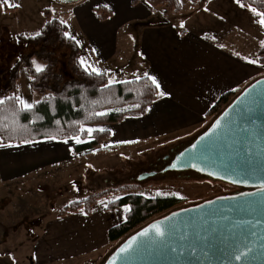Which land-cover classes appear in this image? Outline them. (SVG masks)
Here are the masks:
<instances>
[{
  "label": "crops",
  "instance_id": "obj_1",
  "mask_svg": "<svg viewBox=\"0 0 264 264\" xmlns=\"http://www.w3.org/2000/svg\"><path fill=\"white\" fill-rule=\"evenodd\" d=\"M27 1L47 5L43 14L49 9L53 17L64 21L67 33L79 45L78 58L84 68L105 71L109 80L117 82L146 75L155 78L159 87L145 114L85 126L109 131L101 151L75 153L73 136L0 141L2 234L61 231L59 223L80 210L59 214L63 206L80 200L81 171L98 169L106 161L115 163V152L124 157L134 150L189 143L206 127L212 116L207 112L222 94L241 91L264 77V64L258 62V51L264 45V26L259 23L263 17L239 0H197L193 4L189 0L188 7L179 0L181 10L167 15L164 6L151 10L147 0ZM98 6L112 14L98 18ZM9 8L0 4V10ZM163 16L169 19L167 24H143ZM5 96L2 92L1 99Z\"/></svg>",
  "mask_w": 264,
  "mask_h": 264
},
{
  "label": "water",
  "instance_id": "obj_2",
  "mask_svg": "<svg viewBox=\"0 0 264 264\" xmlns=\"http://www.w3.org/2000/svg\"><path fill=\"white\" fill-rule=\"evenodd\" d=\"M217 121L220 125L214 128ZM165 169H192L256 189L149 221L127 234L102 264H264V77L239 91ZM157 222L163 236L155 231L138 235ZM134 236L132 248L121 253Z\"/></svg>",
  "mask_w": 264,
  "mask_h": 264
},
{
  "label": "trees",
  "instance_id": "obj_3",
  "mask_svg": "<svg viewBox=\"0 0 264 264\" xmlns=\"http://www.w3.org/2000/svg\"><path fill=\"white\" fill-rule=\"evenodd\" d=\"M135 2V0H133ZM197 0H190L193 4ZM245 5L256 8L264 18V0H239ZM150 9L156 6H164V14L177 13L182 4L177 0H147ZM95 11L100 19H106L112 14L110 9L98 6ZM46 21L38 32L40 36L18 35L20 40L33 41L40 48L31 55L21 59V63L28 70L31 89L41 95L33 103L29 111H20V105L13 99L0 105V141L2 143L25 142L42 137L68 138L79 136L86 139L84 142L74 145L73 151L97 150L104 147L101 143L109 138V131L98 128L91 133L85 129L87 125L112 124L120 121L126 115L139 116L145 114L148 106L155 99L158 89L148 76L130 78L126 83L115 82L109 88V76L105 71H98L97 75L91 70H86L79 61V45L67 32L65 23L52 16L49 9L44 10ZM167 16L156 20H147L143 24L163 25L168 23ZM264 43V38H263ZM56 45L68 48V65L71 77L63 79L61 74L54 71L55 58L53 50ZM41 61L44 65L42 71H37L33 66L32 57ZM258 62L264 64V45L258 51ZM20 64V63H19ZM17 67L10 76V84L3 91L6 97L16 96ZM239 91H228L222 94L216 103L208 110V115L217 114ZM120 109V111H116ZM94 112H105L104 116H94ZM188 143L181 144L184 147ZM132 185L120 186L113 190H103L91 193L78 201H72L60 209L59 214L64 215L76 211L82 207L89 211L90 206L97 198L109 194L131 190ZM181 200L174 196L146 197L137 193H127L111 202L106 208H115L128 204L124 220L111 226L108 231V239L116 240L138 227L152 215L166 210Z\"/></svg>",
  "mask_w": 264,
  "mask_h": 264
},
{
  "label": "rangeland",
  "instance_id": "obj_4",
  "mask_svg": "<svg viewBox=\"0 0 264 264\" xmlns=\"http://www.w3.org/2000/svg\"><path fill=\"white\" fill-rule=\"evenodd\" d=\"M181 2L184 4L189 0H181ZM3 3L4 0H0V4ZM10 3L19 7H10L7 12L0 10L3 12H0V99L2 92L10 84L13 69L17 67L15 94L28 103H34L41 98V95L31 89L28 70L21 63V59L37 51L40 46L33 41L20 40L18 35L22 33L31 36L40 30L45 20L43 7L47 5L40 7L27 0H10ZM51 50L55 58L54 71L61 74L63 79L70 78L68 48L56 45ZM32 63L36 69L37 66L42 68L44 65L34 56ZM181 144L155 148L151 151L134 150L124 157L115 152L112 156V159H116L115 163L111 160L102 163L98 169L85 168L80 172V199L91 193L113 190L120 186L132 185L134 188L119 192L112 191L97 198L88 212L83 206L80 207L78 215L70 216L59 223L61 229L59 232L52 233L45 230L37 234L29 231L27 235L0 233V253L7 252L9 258L16 259V264H102L127 235L113 241L108 239V229L123 220L125 211L129 207L127 204L115 209L106 208L109 202L127 193H137L146 197L174 196L181 200L168 209L152 215L133 229L135 230L169 212L198 205L219 193L226 194L236 190L232 185L202 178L196 172L190 173V177L153 174L143 179L139 178L142 173L151 171L148 170L150 165L160 158L173 157V154L182 148ZM85 164L87 165L88 162H84L83 165Z\"/></svg>",
  "mask_w": 264,
  "mask_h": 264
},
{
  "label": "snow or ice",
  "instance_id": "obj_5",
  "mask_svg": "<svg viewBox=\"0 0 264 264\" xmlns=\"http://www.w3.org/2000/svg\"><path fill=\"white\" fill-rule=\"evenodd\" d=\"M177 2L179 3V0H177ZM4 4H7L8 6H10V7H19V5H12L11 3H10V0H4ZM241 7H243V5H241ZM251 11H253V12H255L256 10L255 9H251ZM61 23H64V21H61ZM259 23L261 24V26H264V18H261L260 19V21H259ZM181 27H183V25H181ZM35 35L36 36H40L41 35V33L40 32H36L35 33ZM66 37H69V34L67 33V32H65V34H64ZM70 38V37H69ZM249 64H252V63H255V61H253V60H248L247 61ZM81 63H83V61H81ZM37 71H42L43 69L42 68H40L39 66H37V69H36ZM87 70V69H86ZM91 71L93 72V73H96L97 75H99L100 73L98 72V70L97 69H95V68H93V69H91ZM148 79H150L151 81H152V83L153 84H155L156 86H157V88L159 87V85L158 84H156V80H155V78H153V77H148ZM115 82H117V81H113V80H109L108 81V84H106L104 87L105 88H109V87H111V85L113 84V83H115ZM119 83H126L125 81H118ZM160 95H164V93H160ZM15 100L19 105H20V111H29V110H31L32 108H33V103H28L27 101H25L22 97H20V96H14V97H6L5 99H0V105H3L7 100ZM35 103H38V102H35ZM116 111H120V109H116ZM107 113H105V112H94L93 113V115L94 116H104V115H106ZM219 125H220V122L219 121H217L216 122V124L213 126L214 128L215 127H219ZM87 131L88 133H91V132H93L95 129H92V128H88V129H84V128H81V131ZM100 131H104V129H99ZM71 139H74L75 140V142L77 143V144H79V143H82L83 141L80 139V137L79 136H73V137H71ZM65 143H67V140L66 141H64ZM129 142H132V141H129ZM89 167H91L90 165H89ZM173 167H175V165H173ZM210 175H211V173H210ZM158 195H159V193H158ZM126 211H127V209H126ZM149 231H155V233H156V235L157 236H163L164 235V233L161 231V229H160V227H159V222H157V224H153V225H151L150 226V228H146V229H144L142 232H140L138 235L139 236H141V237H143V236H147L148 235V233H149ZM136 237L134 236V237H132L121 249H120V252L121 253H123V252H126V251H128L130 248H132V246H133V244L136 242ZM241 255H243V253H240V254H238L237 256H236V259H240V256ZM113 264H114V262H113Z\"/></svg>",
  "mask_w": 264,
  "mask_h": 264
},
{
  "label": "flooded vegetation",
  "instance_id": "obj_6",
  "mask_svg": "<svg viewBox=\"0 0 264 264\" xmlns=\"http://www.w3.org/2000/svg\"><path fill=\"white\" fill-rule=\"evenodd\" d=\"M174 155H175V153L173 154V156ZM168 157L169 156L162 157L157 162L152 163L148 170H151V171L154 170L156 172L155 173L156 175H160V174H163V175L175 174V175H178V176H181V177H186V176L190 177L191 176L190 173H195L196 172V174H198L202 178L211 179L213 181H219V182H222V183H225V184H228V185H232V186H234L236 188V190L233 191V192L231 191L230 193H226V194L225 193L224 194L219 193V194L214 195L210 199L217 198V197L234 196V195H237V194H240V193H243V192H249V191H253V190L256 189L255 187H246V186H241V185H235V184L227 183L225 181L212 178L209 175L202 174V173L197 172V171L192 170V169H186V170L165 169L166 166L170 163L171 159L173 158V157H169V158ZM210 199H207V200H210ZM207 200H204V201H207ZM0 264H16V259L14 257L13 258H9L7 252H2V253H0Z\"/></svg>",
  "mask_w": 264,
  "mask_h": 264
}]
</instances>
